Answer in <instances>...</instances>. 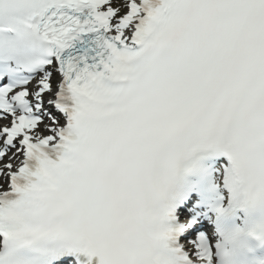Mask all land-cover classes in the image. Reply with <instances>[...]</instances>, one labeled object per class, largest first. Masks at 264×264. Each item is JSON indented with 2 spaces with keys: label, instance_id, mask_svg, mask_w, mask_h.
<instances>
[{
  "label": "snow or ice",
  "instance_id": "6c2138e0",
  "mask_svg": "<svg viewBox=\"0 0 264 264\" xmlns=\"http://www.w3.org/2000/svg\"><path fill=\"white\" fill-rule=\"evenodd\" d=\"M0 264H264V0H0Z\"/></svg>",
  "mask_w": 264,
  "mask_h": 264
}]
</instances>
